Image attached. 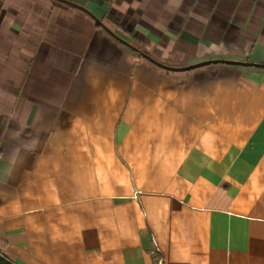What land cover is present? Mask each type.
Segmentation results:
<instances>
[{"label": "crops", "instance_id": "obj_1", "mask_svg": "<svg viewBox=\"0 0 264 264\" xmlns=\"http://www.w3.org/2000/svg\"><path fill=\"white\" fill-rule=\"evenodd\" d=\"M66 1L0 0V255L264 264V0Z\"/></svg>", "mask_w": 264, "mask_h": 264}, {"label": "water", "instance_id": "obj_2", "mask_svg": "<svg viewBox=\"0 0 264 264\" xmlns=\"http://www.w3.org/2000/svg\"><path fill=\"white\" fill-rule=\"evenodd\" d=\"M56 1H59V2H61V3L68 4V5H70V6H74V7H75V5H74L73 3H69V2L66 1V0H56ZM111 35L114 36V37H116V36H115L114 34H112V33H111ZM116 38H117V37H116ZM123 43H124V42H123ZM125 44H126V43H125ZM143 56H144L145 58H147L148 60L152 61L153 63H155L156 65H158L159 67H162V68H165V69H168V70H172V71H185V70H189V69H191V68H193V67H195V66L206 65V64H210V63H227V64L232 63V62H230V61H207V62L199 63V64H197V65L190 66V67H184V68H170V67L163 66V65H161V64H159V63H157V62L151 60L150 58H148V57L145 56V55H143Z\"/></svg>", "mask_w": 264, "mask_h": 264}, {"label": "trees", "instance_id": "obj_3", "mask_svg": "<svg viewBox=\"0 0 264 264\" xmlns=\"http://www.w3.org/2000/svg\"><path fill=\"white\" fill-rule=\"evenodd\" d=\"M0 264H12V263L2 255H0Z\"/></svg>", "mask_w": 264, "mask_h": 264}]
</instances>
